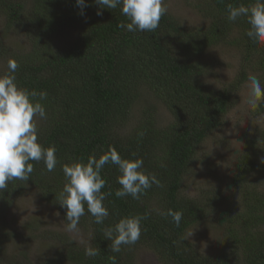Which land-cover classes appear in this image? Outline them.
I'll return each instance as SVG.
<instances>
[{
    "label": "trees",
    "instance_id": "trees-1",
    "mask_svg": "<svg viewBox=\"0 0 264 264\" xmlns=\"http://www.w3.org/2000/svg\"><path fill=\"white\" fill-rule=\"evenodd\" d=\"M184 2L199 16L195 25L167 11L154 32L132 33L119 27L129 22L119 6L97 15L94 0H85L82 10L76 0H0L1 30L17 37L8 42L2 30L0 74L13 59L18 86L47 93V119L36 118L38 141L54 146L58 161L51 172L43 161H29V179L13 180L0 192V264H113V256L116 264H135L141 248L161 264H264V127L243 141L229 174L220 177L210 169L211 177L201 179L194 194L183 183L199 146L240 103L249 75L254 72L264 84V43L246 35L244 18L227 19L229 4L254 0ZM224 44L238 52L236 70L216 87L205 81L216 63L206 58ZM159 105L168 112L164 124L158 122ZM248 110L263 115L264 103ZM110 146L124 158H142L144 171L162 187L153 184L139 199L118 198V168L106 164L101 191L109 216L96 224L85 205L78 229L88 236L78 243L57 201L65 183L62 165L86 162ZM32 192L59 213L61 229L36 221L10 228L9 207ZM169 209L183 213L179 226L162 214ZM130 215L146 217L140 239L114 253L104 230ZM206 223L216 226L215 253L189 238L194 227L208 230ZM87 247L99 254L86 255Z\"/></svg>",
    "mask_w": 264,
    "mask_h": 264
},
{
    "label": "clouds",
    "instance_id": "clouds-1",
    "mask_svg": "<svg viewBox=\"0 0 264 264\" xmlns=\"http://www.w3.org/2000/svg\"><path fill=\"white\" fill-rule=\"evenodd\" d=\"M101 9H116L118 6L128 21L119 27L127 32H154L161 17L167 13L163 0H94ZM81 10L85 0H76ZM229 21L244 18L249 25L246 35L255 43H264V0H254L250 5L238 4L227 6ZM81 14H83L81 12ZM8 71L0 74V192L8 188L9 182L19 180L26 182L34 167L29 161H43L46 169L51 172L58 163L54 146L44 147L38 141L36 118L47 119V112L42 101L47 93L37 92L18 86L15 72L18 64L10 59ZM250 98L248 103L255 110L264 103V84L256 76L249 77ZM135 156V153L132 154ZM264 163V158L261 160ZM117 166L119 175L117 183L120 188L115 191L118 198L131 196L139 199L142 194L155 184L162 187L160 180L144 171L142 158H124L114 147L98 157L89 155L87 161H72L62 165L65 183L58 195V202L65 211L66 228L69 232L78 231L80 218L87 212L94 217L96 224H103L109 216L104 205L105 179L101 171L106 164ZM111 195V193H109ZM165 216H170L179 226L183 213L169 209ZM59 215V213H57ZM146 217L135 215L125 216L113 226L104 230V238L111 241V251L118 253L122 245H133L141 236V221ZM85 254L97 256L99 249L87 247ZM116 264V257H110Z\"/></svg>",
    "mask_w": 264,
    "mask_h": 264
},
{
    "label": "rangeland",
    "instance_id": "rangeland-1",
    "mask_svg": "<svg viewBox=\"0 0 264 264\" xmlns=\"http://www.w3.org/2000/svg\"><path fill=\"white\" fill-rule=\"evenodd\" d=\"M165 6L168 12L187 25L192 26L196 22H199L198 14L184 0H165ZM2 30L0 27V35L2 34ZM3 32L8 33V42L14 43L17 41V37L13 33L5 30ZM237 58L238 52L229 45L224 44L219 48L216 47L206 58L216 63L215 66L212 65L209 68V74L205 81H209L216 87L230 81L235 75ZM250 76L256 75L252 72ZM249 77L247 83L242 87L240 103H237L229 110L222 126L210 133L197 149V157L194 160L191 172L183 182L186 193L194 194L196 187L201 183V179L211 177L210 169L212 170V168L217 171L220 177L229 174L233 170V162L236 155L243 148V141L250 136H254L258 130L264 127V114L253 116L248 110L251 107L248 103L250 98ZM167 113V110L163 106H158L157 115L160 124H164L167 121ZM134 116H132L131 120H134ZM7 219L9 221L8 225L13 230H21L29 221V223L36 221L39 224L56 229L62 228V225L59 223L60 217L57 213L44 204L33 192L17 198L13 202L9 207ZM206 224L209 226L208 230L199 226L194 227L189 231V238L200 243L201 249L207 253H215L217 249L216 226H214V223ZM67 232L78 243L84 242L88 236L82 228H79L76 232H69L68 230ZM135 264L161 263H159L156 256L150 250L141 248V250L137 251Z\"/></svg>",
    "mask_w": 264,
    "mask_h": 264
}]
</instances>
